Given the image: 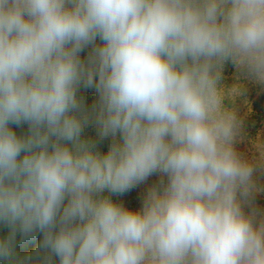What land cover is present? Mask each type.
<instances>
[{
    "label": "clouds",
    "instance_id": "9594fccd",
    "mask_svg": "<svg viewBox=\"0 0 264 264\" xmlns=\"http://www.w3.org/2000/svg\"><path fill=\"white\" fill-rule=\"evenodd\" d=\"M245 82L264 84V0H0V261L264 264V218L242 202L264 136L242 157L225 104ZM81 85L106 153L82 138ZM157 172L138 210L104 195ZM17 232L42 233L34 256Z\"/></svg>",
    "mask_w": 264,
    "mask_h": 264
},
{
    "label": "rangeland",
    "instance_id": "374dc122",
    "mask_svg": "<svg viewBox=\"0 0 264 264\" xmlns=\"http://www.w3.org/2000/svg\"><path fill=\"white\" fill-rule=\"evenodd\" d=\"M89 52H83L84 60L89 55ZM240 82H242V78L238 79L236 68L234 77L231 73L222 74V83L226 89H231ZM225 104L235 110L239 121V128L234 144L235 149L242 157L253 161L257 160L258 153L253 142L258 136H264V84L245 82L240 95L236 96L234 101L232 97L231 99L226 97ZM21 125L23 126L24 123ZM253 182L255 190H257L260 197H256L258 199L255 200V196L251 195V201L243 203V209L246 214L256 212L253 208H258L262 204V201H264V166L256 164L253 173ZM262 208L264 209V207ZM259 213H262V211ZM259 220L257 219V221ZM17 245L18 255L21 258L29 255L34 256L37 252V249L32 252L30 247L23 242Z\"/></svg>",
    "mask_w": 264,
    "mask_h": 264
},
{
    "label": "trees",
    "instance_id": "16d2710c",
    "mask_svg": "<svg viewBox=\"0 0 264 264\" xmlns=\"http://www.w3.org/2000/svg\"><path fill=\"white\" fill-rule=\"evenodd\" d=\"M97 43L99 44L100 41L97 40ZM91 51V48H85L81 53L80 57L82 60H84L83 52ZM88 57V55H87ZM87 59V58H86ZM85 59V60H86ZM235 67L231 62H227L224 67L222 74L231 73L234 77ZM77 97L78 99H81L83 102V109L85 112L89 115V120L85 124L83 131H82V138L83 139H91L96 141V150L101 153H106L108 151V148L111 143V137L101 139L99 137V130L98 127L95 124L94 117L92 116V109L93 106L98 103V93L96 92L94 87H84L81 85L77 91ZM231 99V97H228ZM236 97H232V100L234 101ZM25 125V126H24ZM24 125H11L12 129L16 132L17 135L23 136L28 133V125L24 123ZM161 181L166 182V177L162 176L160 173H154L151 176H149L143 183L137 185L136 187L132 188L130 191H127L123 194H109L104 193V195H110L111 199H113L116 203H122L125 207L129 208L130 210H138L142 206V199L146 191L152 187V186H159L161 184ZM251 195L258 197L259 193L257 190H253L251 194L247 198L242 197V202H248L251 201ZM260 197V196H259ZM256 198L255 200H257ZM264 200V199H263ZM264 201H262V204L259 205L258 208H253L254 211L257 212L256 219H262L264 218ZM244 206V205H243ZM262 213H259L261 212ZM255 212V213H256ZM10 234V229L5 224H0V238H7ZM42 240V233L36 232L30 237H23L19 232H17L15 237V251L18 257V245L19 243L23 242L27 244L30 247V250L32 252L34 250L39 249L40 242ZM41 255L43 256V252H41ZM21 258V257H20ZM52 264H59L58 257L52 256L51 258ZM0 264H6L5 261H0Z\"/></svg>",
    "mask_w": 264,
    "mask_h": 264
}]
</instances>
